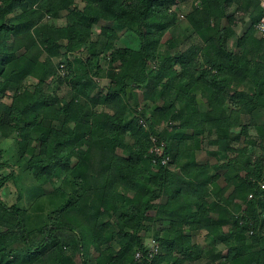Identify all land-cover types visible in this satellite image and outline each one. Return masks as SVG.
<instances>
[{"label": "trees", "instance_id": "1", "mask_svg": "<svg viewBox=\"0 0 264 264\" xmlns=\"http://www.w3.org/2000/svg\"><path fill=\"white\" fill-rule=\"evenodd\" d=\"M186 1L0 0V264H264L261 0Z\"/></svg>", "mask_w": 264, "mask_h": 264}, {"label": "rangeland", "instance_id": "2", "mask_svg": "<svg viewBox=\"0 0 264 264\" xmlns=\"http://www.w3.org/2000/svg\"><path fill=\"white\" fill-rule=\"evenodd\" d=\"M194 0H187L184 4H182L180 7L176 8L177 12H178V16L179 18H183V16L186 14V12L191 8L192 2ZM196 2V1H194ZM234 11V8H231V12ZM237 19L239 20L243 14L242 13H237L236 14ZM63 21V20H62ZM245 25L240 24V21H238V27L236 28L239 31H242L243 29H245L247 27V25L250 23V19L248 17L245 18ZM99 28L96 27L94 28V32L98 31ZM122 41H126L127 43H129L130 45L136 46L137 45V41H136V37L134 34H130L126 31V29L124 28L122 30ZM27 42L32 41V38L26 39ZM177 43L180 44L181 49H185L189 43H185V40L183 38V36H180L177 40ZM76 55H71V59H74ZM110 83L109 79H101L100 80V84L102 87H106L108 86V84ZM248 90V89H247ZM62 92H65V90H62ZM140 102L142 104H144V96L142 95V93H140ZM204 109L206 110V107H204ZM0 149L2 150V156H1V163L7 164L6 167H1L0 168V175L2 174H7L9 173L11 170H14L15 172H17V167L13 166V161H14V153H15V141L13 138H4V137H0ZM173 167V166H172ZM25 183H29L30 180L28 179H24ZM23 182V184H24ZM20 186L14 185V184H8L7 186H5V188H3L2 190V196L5 197V200L8 203H14L15 201H17L18 196H19V192L22 189L23 185L19 183ZM215 187V186H214ZM216 188V187H215ZM146 197V196H145ZM144 197V198H145ZM196 235V239L200 238L201 242L205 243V240L202 239V234H198L195 233ZM197 239V240H198ZM213 254V251H211L209 253ZM185 264H195L192 262H187ZM209 264H215L212 261L209 262Z\"/></svg>", "mask_w": 264, "mask_h": 264}, {"label": "built area", "instance_id": "3", "mask_svg": "<svg viewBox=\"0 0 264 264\" xmlns=\"http://www.w3.org/2000/svg\"><path fill=\"white\" fill-rule=\"evenodd\" d=\"M260 4L263 13L259 22L256 24V29L258 32L264 34V0H261ZM154 141L156 142V145L152 148V151L155 152L156 155L162 157V162L164 164H169V156H164L163 144L157 145V140L155 138ZM259 212L260 216L264 217L263 209H260ZM145 247L146 250H138L135 254V259L138 264H166L164 261L160 260L162 253H164V249L157 239H146Z\"/></svg>", "mask_w": 264, "mask_h": 264}, {"label": "crops", "instance_id": "4", "mask_svg": "<svg viewBox=\"0 0 264 264\" xmlns=\"http://www.w3.org/2000/svg\"><path fill=\"white\" fill-rule=\"evenodd\" d=\"M246 29V28H245ZM245 29H243L242 31H244ZM241 32V31H240Z\"/></svg>", "mask_w": 264, "mask_h": 264}]
</instances>
